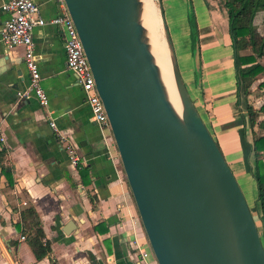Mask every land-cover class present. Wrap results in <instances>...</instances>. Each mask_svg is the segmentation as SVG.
Masks as SVG:
<instances>
[{
    "label": "crops",
    "instance_id": "crops-1",
    "mask_svg": "<svg viewBox=\"0 0 264 264\" xmlns=\"http://www.w3.org/2000/svg\"><path fill=\"white\" fill-rule=\"evenodd\" d=\"M5 1L0 0V31L8 16L1 9ZM33 1L46 21L58 11L54 0ZM155 1L175 56L185 65L182 72L186 70L191 88L184 78L183 83L189 97L255 224L263 228L252 174V139L264 135V126L250 125L245 99L236 85L225 1ZM252 25L264 37V10L254 14ZM31 39L46 106L39 105L32 94L26 98L16 95L28 84L23 50H8L0 40V264H157L152 253L141 260L133 248V239L141 249L149 246L113 138L91 120L79 85L65 69L58 28L48 22L35 26ZM194 47L198 78L192 66ZM258 76L246 97L254 109L264 102V96L257 93L264 86L256 87L264 81V74ZM262 119L264 112L257 116V121ZM50 121L65 142L58 139ZM66 143L78 154L75 166L68 162ZM261 155L264 160V151ZM29 205L36 211L50 247L39 260L18 226L20 211ZM69 221L74 225L67 226Z\"/></svg>",
    "mask_w": 264,
    "mask_h": 264
},
{
    "label": "water",
    "instance_id": "water-1",
    "mask_svg": "<svg viewBox=\"0 0 264 264\" xmlns=\"http://www.w3.org/2000/svg\"><path fill=\"white\" fill-rule=\"evenodd\" d=\"M63 1L156 263L264 264L255 222L189 97L160 9L183 120L164 95L141 0ZM192 66L198 78L196 47Z\"/></svg>",
    "mask_w": 264,
    "mask_h": 264
},
{
    "label": "built area",
    "instance_id": "built-area-1",
    "mask_svg": "<svg viewBox=\"0 0 264 264\" xmlns=\"http://www.w3.org/2000/svg\"><path fill=\"white\" fill-rule=\"evenodd\" d=\"M54 1L56 2L58 11L48 21L40 16L39 6L33 0H6L1 5V9L6 11L8 16L1 28L0 40L8 50L15 47L22 48L23 64L28 76L27 87L22 91H17L16 95L20 98H26L29 94H32L39 105L46 106L47 104V96L40 85L38 67L33 55L31 31L33 27L48 22L57 27L60 32L64 50L65 69L73 75L76 83L79 85L91 120L100 129L106 130L111 135L104 107L96 91L94 78L83 52L74 23L66 10L64 1ZM49 125L53 132L58 135V139L65 142V137L58 133L54 122L50 121ZM2 140L3 137L0 129V143ZM64 150L67 154L69 164L75 166L79 161L75 147L71 143H66L64 144ZM259 239L264 248V227L262 228V235L261 237L259 236ZM132 245L138 252L141 260L146 259L148 254L151 253L150 248L146 250L141 249L135 239H133Z\"/></svg>",
    "mask_w": 264,
    "mask_h": 264
},
{
    "label": "trees",
    "instance_id": "trees-1",
    "mask_svg": "<svg viewBox=\"0 0 264 264\" xmlns=\"http://www.w3.org/2000/svg\"><path fill=\"white\" fill-rule=\"evenodd\" d=\"M228 18V31L232 40L233 59L237 88L241 90L245 99V108L249 123L264 126V119L257 121V116L264 112V102L254 109L247 103L246 97L250 93L252 82L258 75L264 74V37L256 33L252 19L257 11L264 10V0H224ZM245 39V40H244ZM264 86V81L258 82L256 87ZM241 144L244 149L248 144L240 131ZM254 154L253 177L257 189V202L260 220L264 222V135H254L252 139ZM22 233L36 260L50 252L49 242L45 239L41 222L34 208L29 205L20 211ZM17 226V227H18Z\"/></svg>",
    "mask_w": 264,
    "mask_h": 264
},
{
    "label": "bare ground",
    "instance_id": "bare-ground-1",
    "mask_svg": "<svg viewBox=\"0 0 264 264\" xmlns=\"http://www.w3.org/2000/svg\"><path fill=\"white\" fill-rule=\"evenodd\" d=\"M141 3V21L142 25L146 29V34L150 45V52L152 53L154 63L158 70V75L164 95L177 116L183 120L184 110L172 79L169 57L166 58L164 41L158 22L157 8L153 4L152 0H141ZM160 22L162 26L161 19Z\"/></svg>",
    "mask_w": 264,
    "mask_h": 264
},
{
    "label": "rangeland",
    "instance_id": "rangeland-1",
    "mask_svg": "<svg viewBox=\"0 0 264 264\" xmlns=\"http://www.w3.org/2000/svg\"><path fill=\"white\" fill-rule=\"evenodd\" d=\"M152 2H153V4L156 6V8H157V12H158V22H159V26H160V30H161V34H162V37H163V41H164V46H165V51H166V58L167 57H169V53H168V50H167V46H166V43H165V38H164V33H163V30H162V26H161V22H160V16H159V11H158V7H157V5H156V1L155 0H152ZM175 54V53H174ZM175 58H176V63H177V67H178V70H179V73H180V76H181V79L183 80V78H184V80H185V84L187 85V87L190 89L191 88V85H190V82H189V80H188V77H187V72H186V70H185V72L183 71L182 72V70L184 69V67H185V65H183V63H182V58H181V60L179 59V57H177V56H175ZM190 62V61H189ZM188 62V63H189ZM170 70H171V68H170ZM261 78H263V76H258V79H261ZM184 80H183V82H184ZM256 83V82H255ZM184 84V85H185ZM254 85V84H253ZM258 93V95L260 96H264V90L263 91H259V92H257ZM256 225V229H257V232H258V235L261 237V235H262V228H261V226L258 224V223H256L255 224Z\"/></svg>",
    "mask_w": 264,
    "mask_h": 264
}]
</instances>
